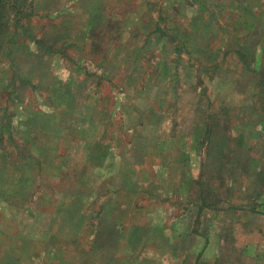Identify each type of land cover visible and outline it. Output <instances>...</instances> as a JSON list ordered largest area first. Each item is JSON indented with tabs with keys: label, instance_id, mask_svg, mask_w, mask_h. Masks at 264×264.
Instances as JSON below:
<instances>
[{
	"label": "rangeland",
	"instance_id": "1",
	"mask_svg": "<svg viewBox=\"0 0 264 264\" xmlns=\"http://www.w3.org/2000/svg\"><path fill=\"white\" fill-rule=\"evenodd\" d=\"M244 1L247 0H14L0 5L2 207L12 196V206L26 202L27 211H42L48 217L52 202L62 199L67 204V199L73 202L81 197L87 185H76L75 174L84 169L73 165L71 159L81 163L86 144L79 141L86 138L87 143L89 131L95 134L90 139H97L92 142V151L99 156L100 131L105 135L115 130L121 119L115 95L119 87L116 77L130 70H138L139 74L153 72L158 69L152 62L174 58L175 64L168 65L166 73L176 78L170 81L175 90H182L192 98L201 97L200 105H206L205 111L215 112L221 105L229 106L231 74H242L241 65L231 60V21L232 14L236 13L233 7L242 10ZM152 28L157 29L155 36L171 35L177 44L176 41L184 40L183 45L175 49L178 52L171 53L168 45L161 49L154 47L155 42L145 36ZM111 38L118 41L114 43ZM235 39L244 40L243 36ZM107 43L111 44L108 50ZM107 51L117 54L119 61L114 59L117 64L111 63ZM257 87L259 89V84ZM259 100L258 97L256 101ZM219 114L222 116L223 111ZM183 120L185 123L184 117ZM56 123L60 126H53ZM30 136L33 138H28ZM29 143L32 146L35 143L40 158L50 161L54 156L55 165L50 166L47 161H40L39 165L38 161L26 159L25 150L33 152L28 148ZM205 146L198 143L197 149L202 151ZM193 147V144L187 145L189 153H193ZM53 149L57 154L53 155ZM63 155L66 158H62ZM85 172L89 174L87 169ZM91 172L90 186L95 187V170ZM115 180L113 174V185ZM79 181L87 183L83 176ZM68 193H72L70 197ZM194 194L189 192V201ZM130 199L137 205L144 200L146 207L151 202L146 194ZM32 202L39 206L35 207ZM191 204L188 202L187 255H179V240L172 245L177 253L168 257L151 255L155 244L157 251L163 248L161 240L141 238L132 242L123 238L118 241L114 256H106L107 262L112 258L110 264H197L200 244L196 245L193 237L197 223L196 219L191 223L194 214ZM97 209V204L87 209V222ZM172 210L173 215L179 214L178 208ZM62 211L64 217L60 214ZM58 212L67 224H52L50 219L37 223L23 216L19 218L26 228L23 232L29 236L41 232L45 226L54 233L53 239H47L50 250L34 238H26L22 255L14 258V254H19L16 241L8 256L19 261L22 257L25 261L22 264H85L83 251L88 252L95 243L91 223L74 224L79 209L76 211L71 205ZM139 213L128 215L131 214L132 220ZM4 226L0 219V227ZM19 226L18 223L10 226L5 236L1 230L0 255H4L3 249L11 238L9 233ZM141 231L145 234L149 230L144 227ZM1 257L0 264L8 263L1 261ZM216 258L218 264H231L230 257Z\"/></svg>",
	"mask_w": 264,
	"mask_h": 264
},
{
	"label": "crops",
	"instance_id": "2",
	"mask_svg": "<svg viewBox=\"0 0 264 264\" xmlns=\"http://www.w3.org/2000/svg\"><path fill=\"white\" fill-rule=\"evenodd\" d=\"M243 4L242 10L233 7L236 13L232 14L231 21V60L242 68L241 75L231 74V104L221 105L215 112L205 111L206 105L204 109L200 105L201 97L192 98L182 90H175L170 81L176 78L166 73L168 65L175 64L174 58L157 62L150 58L158 70L142 74L130 70L116 77L119 79L115 91L121 113L119 125L105 135L100 131L98 157L92 151V142L97 139L92 141L90 138L95 134L89 131L88 142L86 138L79 141L86 144L81 163L71 159L73 165L84 169L75 174L76 185H87L81 197L73 202L67 199V204L62 199L52 202L48 217L42 211H27L26 202L12 206L14 198L6 199L3 207L0 204V219L5 225L0 227V232L5 236L10 226L17 223L20 226L9 233L11 238L3 249L4 255H0L1 261L25 263L22 257L19 261L9 256L16 241L19 254H14V258L22 255L26 238H34L50 250L47 239H53L54 233L45 226L41 232L29 236L23 232L26 228L20 216L31 222L50 219L52 224H67L60 216L64 217V211L60 214L58 211L71 205L76 211L79 209L74 223L79 225L87 222V209L96 204L98 209L87 222L91 223L95 243L91 250L83 251L85 264H110L112 258L108 263L106 256H114L115 247L123 238L132 242L141 238L161 240L163 248L157 251L155 244L151 255L168 257L177 253L172 245L179 240L178 253L184 256L189 237L188 202H192L191 223L193 219L197 223L193 237L196 245L200 244L197 264H218L216 257L220 256L230 257L231 264H264V0H247ZM156 30L145 32L155 42L154 47L161 49L168 45L171 53H177L175 49L184 40L176 41L177 44L169 37L155 36ZM236 36H243V42L236 40ZM110 45L107 43V50ZM107 56L112 64L115 58L119 61L113 51H107ZM183 117L187 123H183ZM56 124L52 125L60 126ZM198 143L206 145L202 151L197 149ZM189 144L194 145L193 153L187 150ZM28 148L33 152L25 150L26 159L38 161L39 165L42 161L50 166L54 164V156L50 161L40 158L35 143L33 146L29 143ZM52 152L57 154L56 149ZM91 170H95V187L90 186ZM80 176L87 183L80 182ZM189 192L195 193L191 201ZM145 194L151 199L147 207L144 200L138 205L130 201ZM173 208L179 209L178 215H173ZM130 212L132 216L134 212L140 213L131 220ZM144 227L149 230L146 235L141 231Z\"/></svg>",
	"mask_w": 264,
	"mask_h": 264
},
{
	"label": "trees",
	"instance_id": "3",
	"mask_svg": "<svg viewBox=\"0 0 264 264\" xmlns=\"http://www.w3.org/2000/svg\"><path fill=\"white\" fill-rule=\"evenodd\" d=\"M14 0H0V5H3L7 2H13ZM21 12V10H20ZM169 38H171L173 41L175 40L174 37H171V35L169 36Z\"/></svg>",
	"mask_w": 264,
	"mask_h": 264
}]
</instances>
